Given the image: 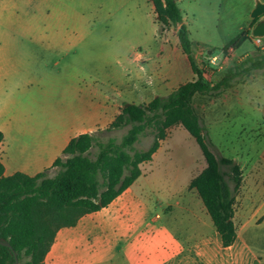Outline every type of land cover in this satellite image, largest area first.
Returning <instances> with one entry per match:
<instances>
[{
	"label": "crops",
	"instance_id": "crops-1",
	"mask_svg": "<svg viewBox=\"0 0 264 264\" xmlns=\"http://www.w3.org/2000/svg\"><path fill=\"white\" fill-rule=\"evenodd\" d=\"M3 2L0 0V12L5 9ZM152 7L154 11L153 3ZM183 17L189 29V18ZM64 22L57 21L59 25ZM252 22L247 30L252 31ZM190 37L198 65L203 48L196 45L191 32ZM88 47L83 37L58 30L52 35H0V131L4 135L0 162L4 176L19 172L35 176L53 170L73 138L109 127L126 104H148L197 78L184 52L192 79H179L184 74L176 70L177 83L170 87L168 77L172 76L166 71L156 74L151 68L153 57L132 49L129 41L117 42L95 58ZM234 52L224 65L234 60ZM249 55L245 51L236 58ZM113 57L116 61L111 65ZM182 128L169 129L152 161L141 164L140 177L108 207L84 215L75 226L61 228L44 264H264V254L255 250L247 235L251 222L238 227L235 221L236 241L224 247L207 210L177 214L176 209L167 211V205L162 207L165 211L153 213L157 207L149 196L157 178L149 167L173 131ZM257 224L264 225V219Z\"/></svg>",
	"mask_w": 264,
	"mask_h": 264
},
{
	"label": "rangeland",
	"instance_id": "rangeland-1",
	"mask_svg": "<svg viewBox=\"0 0 264 264\" xmlns=\"http://www.w3.org/2000/svg\"><path fill=\"white\" fill-rule=\"evenodd\" d=\"M3 1L0 35L18 32L52 35L58 30L63 35L83 37L93 58L117 42L129 41L132 49L153 57L151 68L156 74L166 71L172 76L168 77L170 87L177 83L173 76L176 70L184 74L179 79H192L189 61L176 37L177 28L170 26L160 33L151 0ZM257 1L260 0L178 1L183 14L190 20L189 30L196 45L203 48L198 54L197 66H202L209 85H217L229 68L245 60L237 56L245 51L252 54L259 48L251 32L250 38L235 49L234 60L225 65L210 62L212 54L222 57L221 49L249 27L255 8L252 7ZM58 20L66 22L59 25ZM209 50L212 54L207 56ZM111 60L113 65L116 60L114 57ZM220 65L223 68L219 69ZM193 108L216 156L232 159L241 166L243 182L237 193L235 221L238 227L252 223L247 235L255 250L264 254V225L257 224L264 219V70H256L234 81L227 89L196 94ZM127 129L112 131L107 137L120 139ZM152 140V135L143 138L138 148H148ZM206 167L203 152L189 132L184 128L173 131L149 167L157 178L149 196L157 207L153 213L165 211L162 207L167 205V211L176 209L177 214L181 210L205 211L200 195L190 185L191 179ZM223 170L228 171L229 167L223 166ZM48 173L53 176L56 169ZM208 218L211 221L209 214Z\"/></svg>",
	"mask_w": 264,
	"mask_h": 264
},
{
	"label": "trees",
	"instance_id": "trees-1",
	"mask_svg": "<svg viewBox=\"0 0 264 264\" xmlns=\"http://www.w3.org/2000/svg\"><path fill=\"white\" fill-rule=\"evenodd\" d=\"M151 1L160 33L170 26L177 28L180 47L197 78L148 104L125 106L109 127L73 138L55 161L53 176L48 173L51 170L35 176L20 172L4 176L0 162V240L12 246L0 243V264H15L14 251L20 264H44L58 231L75 226L84 215L108 207L122 195L142 174L141 164L152 161L175 125H182L195 138L207 163L190 186L200 195L223 246L235 243V203L243 182L242 169L234 160L217 157L213 152L193 108V98L198 93L227 89L234 81L264 70V49L257 48L242 63L229 68L217 85L210 86L195 62L190 32L178 0ZM259 20L254 19L251 27ZM251 32L245 29L225 45L218 62L227 61L231 51L248 40ZM124 128L128 129L120 139L107 137ZM149 135L153 136L150 146L138 148ZM3 139L0 131V143ZM223 166L229 170L224 171Z\"/></svg>",
	"mask_w": 264,
	"mask_h": 264
},
{
	"label": "water",
	"instance_id": "water-1",
	"mask_svg": "<svg viewBox=\"0 0 264 264\" xmlns=\"http://www.w3.org/2000/svg\"><path fill=\"white\" fill-rule=\"evenodd\" d=\"M253 19L260 18L264 16V2L262 1H257V4L255 8L252 11L251 14ZM252 34L256 37H264V18H261L256 25L252 29ZM212 51L209 50L207 55H211ZM130 104H126L128 106ZM0 243L3 245H6L10 248H12L11 244L5 241L0 240ZM14 256H15V264H20L19 258H18V253L14 251Z\"/></svg>",
	"mask_w": 264,
	"mask_h": 264
},
{
	"label": "built area",
	"instance_id": "built-area-1",
	"mask_svg": "<svg viewBox=\"0 0 264 264\" xmlns=\"http://www.w3.org/2000/svg\"><path fill=\"white\" fill-rule=\"evenodd\" d=\"M262 38L263 37H256L255 36V43L258 45V47L259 48H261V49H264V45H263V40H262ZM207 53L208 52H206V55H207ZM208 56V55H207ZM210 56V55H209ZM141 59V57H139V60ZM218 61H219V57L218 56H216V55H213L212 54V58H211V63H213V64H215V65H217V63H218ZM204 72V71H203ZM204 75V74H203ZM205 77V76H204ZM148 82L149 83H152V79L151 78H149V80H148ZM210 86H214V85H210Z\"/></svg>",
	"mask_w": 264,
	"mask_h": 264
}]
</instances>
